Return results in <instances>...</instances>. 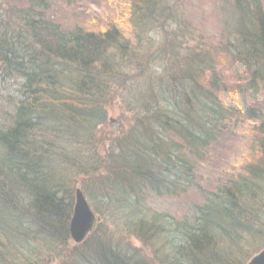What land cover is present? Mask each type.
<instances>
[{"label": "trees", "instance_id": "1", "mask_svg": "<svg viewBox=\"0 0 264 264\" xmlns=\"http://www.w3.org/2000/svg\"><path fill=\"white\" fill-rule=\"evenodd\" d=\"M7 2L0 264H244L264 247V0H218L216 47L177 14L181 0H127V10L118 3L98 30L63 22L57 0ZM125 17L127 28L118 22ZM151 46H161L156 57ZM168 53L170 64L162 62ZM146 58L168 65L170 76L146 84L129 108L128 133L113 137L108 106L129 66L144 84L154 69ZM244 113L259 122V158L201 192L187 214L151 208V195L199 189V159ZM81 180L101 220L69 246Z\"/></svg>", "mask_w": 264, "mask_h": 264}, {"label": "rangeland", "instance_id": "2", "mask_svg": "<svg viewBox=\"0 0 264 264\" xmlns=\"http://www.w3.org/2000/svg\"><path fill=\"white\" fill-rule=\"evenodd\" d=\"M8 0H0V4L13 6V3L7 2ZM71 3L62 2L57 0V5H53V10L58 13V16L65 23H77L87 24L91 29L98 30L99 25L105 24L107 16L111 15L115 11V5L118 3L121 6L127 0H71ZM218 0H181V5L177 7V14L181 16V19L192 24L196 27L197 31L201 34L206 35V42L218 45L219 31L221 28V22L218 20ZM122 3V4H121ZM127 10V6H124ZM123 17V16H120ZM113 18H119V16H113ZM105 20V21H104ZM123 22L122 27H128L127 18L118 20ZM152 32H156L155 28H151ZM160 33V31H159ZM158 33V36H159ZM199 42L198 35H196L193 42L196 45ZM151 45V44H150ZM149 45V46H150ZM137 47V45H134ZM148 46V47H149ZM161 46H151V54L153 57L157 56V52ZM138 49V48H137ZM147 53V50L140 52L143 56ZM171 58L175 61L172 54H167L164 57V63L170 64ZM146 60H148L146 58ZM148 60V65L153 64V72L147 75L143 79L136 81L135 74L138 72L136 65H131L125 69V78L123 84L121 83V89L118 91L117 97L108 106V119L111 123H114L113 131L110 132L111 136H118L127 134L128 132H122L128 126L132 125L133 112L130 111V106L135 104L138 99L142 96L141 92L146 90V84L149 86L150 82H158L162 75L170 76V67L164 65L162 62ZM141 63V62H140ZM226 75V68L223 69ZM228 80V77L226 78ZM231 82L235 80L230 75ZM232 87L229 86V89ZM4 89V81L0 80V90ZM4 92V91H3ZM6 93V91H5ZM139 126V122L135 124ZM134 125V126H135ZM259 122L248 117L245 113L243 115V121L241 122L239 117H234L230 121V125L226 129H222L223 135L218 139L217 142L212 144L208 148L205 154V160L199 159V162L203 164L194 171V179L199 184V189L191 188L188 193H181L177 196H153L149 197V204L151 208L162 211L170 212L174 216H182L187 214V207L189 204L198 202L201 199V192H206L208 189H214L216 186L221 185L228 181V172L237 171L245 162H254L259 157L258 150V138L260 133L258 130ZM132 126V127H134ZM132 129V128H131ZM170 139H165L169 141ZM107 145L111 144V140L106 142ZM184 148V146H180ZM85 181H79L77 187L82 189L89 202L94 206L92 196L95 195L93 192L86 191L84 187ZM206 194V193H205ZM95 206L98 205L96 202ZM112 228V227H111ZM114 229V228H113ZM90 235H88L89 237ZM87 237V238H88ZM134 245L139 246V240L133 238ZM69 246L75 245L71 239ZM51 264H58L53 262Z\"/></svg>", "mask_w": 264, "mask_h": 264}, {"label": "water", "instance_id": "3", "mask_svg": "<svg viewBox=\"0 0 264 264\" xmlns=\"http://www.w3.org/2000/svg\"><path fill=\"white\" fill-rule=\"evenodd\" d=\"M100 220V216L92 208L82 189L76 188L75 201L69 220L70 237L74 243H82ZM245 264H264V249Z\"/></svg>", "mask_w": 264, "mask_h": 264}, {"label": "bare ground", "instance_id": "4", "mask_svg": "<svg viewBox=\"0 0 264 264\" xmlns=\"http://www.w3.org/2000/svg\"><path fill=\"white\" fill-rule=\"evenodd\" d=\"M87 198V197H86Z\"/></svg>", "mask_w": 264, "mask_h": 264}]
</instances>
